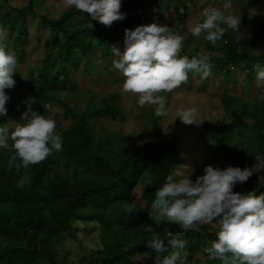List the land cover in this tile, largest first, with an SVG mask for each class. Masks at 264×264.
Returning a JSON list of instances; mask_svg holds the SVG:
<instances>
[{
    "label": "trees",
    "instance_id": "1",
    "mask_svg": "<svg viewBox=\"0 0 264 264\" xmlns=\"http://www.w3.org/2000/svg\"><path fill=\"white\" fill-rule=\"evenodd\" d=\"M188 1L140 0L131 15L118 21L125 29L142 25L141 17L135 15L137 7H144L143 21L148 20L144 24L153 22L151 15H160L169 8L178 16L185 15L190 8ZM234 1L241 9L256 6L249 20L252 36L242 34L243 39L239 40V30L229 29L215 45L204 35L196 36L204 42L206 51L201 52L195 46L182 55L208 56L211 70L220 81L235 76L236 69L244 71L250 81L255 75L253 66H264V47L254 52L253 42L249 41L264 35V0ZM36 4L37 0H27L21 6L12 0H0V27L6 33L3 47L15 54L16 65L26 61L28 16H35L39 26L46 30L43 58L25 71L18 66L19 70L13 73L15 85L5 89L10 99L0 125L4 126L11 116L22 122L21 114L32 108L55 120L62 150L24 167L18 166L20 159L14 149L0 148V264H73L68 256L58 255L54 244L68 237L76 240L75 221L92 219L98 223L101 247L88 249L77 264H134V256L139 255L155 262V253L145 243L154 233L166 240L178 234L186 241L181 253L190 262L203 253L207 257L201 264H221L219 258H210L205 251L216 239L217 220L200 223L197 230H185L178 224L161 221L154 213L149 215L155 190L170 173L190 174L193 181L200 175L193 162L200 150L201 136L195 144L179 145L176 135L169 137L164 133V116H157L153 106L140 107L137 114L148 130L143 140L129 133L97 128L95 123L102 118L126 119L127 112L119 104L117 92L97 100L87 99L82 110L71 106L68 100H72L70 94L77 95L75 70L82 65V72L89 73L95 65V53L114 59L111 46L116 36L86 11L69 7L49 16L35 10ZM63 92L64 98L59 99V93ZM218 99L221 116L215 129L208 122L203 123V140L221 151L222 157L229 158L233 166H251L256 153L264 155V101L255 96L244 99L227 91H222ZM56 102L64 117L69 118L65 125L61 124L59 114L50 109ZM8 143L11 145L12 141L9 139ZM235 143L239 148H234ZM149 179L151 184L147 183ZM241 184L243 190L233 188V191L264 192V171L254 172ZM132 203L137 211L129 214L125 207ZM149 224L152 230L146 231ZM170 251L160 255H168Z\"/></svg>",
    "mask_w": 264,
    "mask_h": 264
},
{
    "label": "clouds",
    "instance_id": "2",
    "mask_svg": "<svg viewBox=\"0 0 264 264\" xmlns=\"http://www.w3.org/2000/svg\"><path fill=\"white\" fill-rule=\"evenodd\" d=\"M64 2L66 7L86 11L106 26L126 15L120 10L121 0ZM224 8H230V4L225 3ZM202 16V21L191 26L189 31L197 37L204 33V38L213 45L227 30L236 32L240 25V17L232 12L225 13L220 7L206 8ZM141 20L142 25L125 29L123 50L115 45L111 47L112 66L124 78L123 91L135 94L139 107L154 105V113L165 116L168 108L163 93L172 92L186 82L189 72L208 77L212 65L206 55L197 54L191 58L180 55L184 36L172 31L168 24L155 21L144 24L148 20L143 21L142 17ZM5 34L0 27V38ZM16 64L15 54L0 45V117L6 114V102L10 99L5 89H11L16 83L13 78ZM253 67L256 79L264 81V66ZM21 116L22 122L17 123L11 132L0 125V148L14 149L20 159L18 166L27 167L45 159L53 151L62 150V138L55 130L54 119L32 108ZM195 116V107L180 108L175 114L184 123H199ZM260 171H264V155L256 153L255 163L243 168L205 165L203 174L197 175L194 181L190 174L170 173L166 182L155 190L149 215L154 213L161 221L178 224L185 230H197L200 223H212L215 219L219 225L216 239L205 248L210 258H219L221 264H264V192L233 191L237 183L247 181L254 172ZM177 175L179 178H175ZM147 183L151 184V179ZM125 211L135 213V203L126 205ZM145 230L151 231L152 226L146 225ZM145 243L155 253V264H178L181 250L186 245L178 234L166 240L154 233ZM168 249H171L168 255H160Z\"/></svg>",
    "mask_w": 264,
    "mask_h": 264
},
{
    "label": "rangeland",
    "instance_id": "3",
    "mask_svg": "<svg viewBox=\"0 0 264 264\" xmlns=\"http://www.w3.org/2000/svg\"><path fill=\"white\" fill-rule=\"evenodd\" d=\"M140 0H121V11L126 15H131L134 8L138 6ZM16 5H24L27 0H12ZM190 8L184 15H177L173 8L163 10L160 15H151V20L157 23H166L170 29L178 34L184 36L182 42V48L180 49V55L187 50L191 51L195 46L199 47L200 51H206L204 48V42L193 36L189 31V28L195 23L202 21L203 10L210 7H220L225 13H228V9L232 11L237 17H240V25L237 29L240 34L247 35L250 32L249 20L252 15V11L256 6L252 8L241 9L239 3L234 0H218L216 2L211 0H189ZM230 4V8H224V4ZM69 7L65 6L64 0H37L35 10H40L41 13L49 16H56L61 11ZM28 38L26 41V61H23L19 65L15 66V70L19 68L25 71L33 63L39 62L43 58V38L46 34V30L39 26L38 20L35 16H28ZM137 26V25H136ZM134 26V28L136 27ZM107 29L115 34V40L112 46L115 45L123 50V37L125 26L118 20L112 22L110 26H106ZM204 35V33H201ZM200 35V37H202ZM39 38V39H37ZM252 38V37H251ZM252 40V50L254 52L261 51L264 47V35L249 39ZM5 39L0 38V45H4ZM111 46V47H112ZM56 57V55H55ZM95 65L90 69V72L84 74L82 72V65L79 69L75 70V92L76 96L70 94L72 100H68L71 106L83 109L84 103L87 99L97 100L103 95L110 92H117L119 97V104L126 110L127 117L125 120H113L110 118H102L96 121L95 126L99 128L101 126L105 130H112L115 132L129 133L134 135L137 139L143 140L146 138L147 131L143 126V121L137 116L139 112V106L136 103L137 96L132 93L124 92L122 89L123 77L113 68L112 58L105 59L100 56L99 53H95L93 56ZM19 68L17 70H19ZM66 68V67H65ZM111 72L107 73V70ZM235 76H229L228 80L220 81V77L211 70V74L208 77H201L199 73L188 74V80L182 83L178 88L174 89L168 94L163 93L166 97L168 112L162 118L164 133L167 136L176 135V139L179 145L195 144L197 138L201 136L200 150L198 155L194 158L193 168L203 174V168L208 163L214 164L215 167H226L232 165L231 161L227 157H222V152L217 150L214 145L208 144L203 140L202 127L204 122L209 123V127L215 129L217 126V119L221 116V108L219 104V94L222 91L232 92L237 95H241L244 99L249 96H255L261 101H264V81H258L254 75L250 81L246 80L245 72L239 69L233 71ZM64 98V92L59 93V99ZM153 106L154 105H145ZM196 108L195 119L200 121L199 123H184L179 117H175V114L180 108ZM51 111L59 114L61 124L65 125L68 121V116L63 115V109L58 102L51 104ZM63 115V116H62ZM20 122L19 117L11 116L4 126L9 130H13L17 123ZM234 148H239V144L235 143ZM192 154V153H191ZM177 171V170H176ZM175 178H179L176 176ZM234 188L236 190H243L241 183H237ZM139 187L134 191H138ZM74 225L77 226V239L65 238L59 239L55 242L54 246L58 251L60 257L68 256L69 261L73 264L78 263V259L88 252V249H97L101 247L100 233L98 230V223L92 219L89 221L76 220ZM172 231V230H171ZM207 255L199 253L198 256L192 258V262L187 260L186 256L181 253L178 264H201L202 259ZM134 264H155V262L146 255L134 256Z\"/></svg>",
    "mask_w": 264,
    "mask_h": 264
},
{
    "label": "built area",
    "instance_id": "4",
    "mask_svg": "<svg viewBox=\"0 0 264 264\" xmlns=\"http://www.w3.org/2000/svg\"><path fill=\"white\" fill-rule=\"evenodd\" d=\"M137 15L141 16L143 19V15H144V10L142 7L137 8Z\"/></svg>",
    "mask_w": 264,
    "mask_h": 264
}]
</instances>
